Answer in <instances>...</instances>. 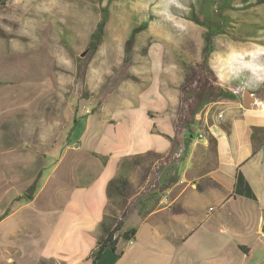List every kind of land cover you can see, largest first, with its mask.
Masks as SVG:
<instances>
[{
    "label": "crops",
    "instance_id": "crops-1",
    "mask_svg": "<svg viewBox=\"0 0 264 264\" xmlns=\"http://www.w3.org/2000/svg\"><path fill=\"white\" fill-rule=\"evenodd\" d=\"M161 71L151 68L142 86L118 88L112 97L106 84L97 87L88 125L68 151L56 148L64 121L53 116L38 167L34 151L21 156L14 131L2 132L0 121V147L9 138L2 148L8 160L0 149V264H19L32 247L38 211L29 206L49 185L43 206L51 221L39 264H264V107L220 98L210 102L215 114L184 119L177 79L166 85ZM179 144L184 150L175 158ZM146 152L172 155L153 173L154 165L131 163ZM117 174L132 188L121 219V232L131 236H119L92 261L107 184Z\"/></svg>",
    "mask_w": 264,
    "mask_h": 264
},
{
    "label": "rangeland",
    "instance_id": "rangeland-1",
    "mask_svg": "<svg viewBox=\"0 0 264 264\" xmlns=\"http://www.w3.org/2000/svg\"><path fill=\"white\" fill-rule=\"evenodd\" d=\"M249 3L250 6L240 8L235 0L234 11L225 10L238 24H233L234 29L227 27V34L213 37L214 51L205 64L202 57L205 27L188 16L194 14L199 21H204L209 18L208 10L195 0H7L0 3L2 132L12 129V135L16 136L12 145L19 144L21 156L32 149L34 167H38L41 138L52 132L53 116H62L64 121L56 148L68 151L88 125L89 113L82 106L91 102L97 87L104 83L106 97L115 96L118 88L142 86L148 80L147 71L153 67L162 69L166 85L170 77H176L179 111L184 119L217 111L218 106L211 105L212 101L207 98L197 100L194 94L199 82L214 90L229 91L237 101L244 90H249L254 97L253 106L264 107V3L258 0H249ZM103 6L107 7L108 20L102 38L93 56L80 61L84 56L79 54L93 44L92 35ZM144 17L150 19L147 28L127 45L131 29ZM245 30H250L248 35ZM146 43L144 55L140 50ZM78 64H81V73L77 72ZM130 73L137 79L127 78ZM10 115L14 119L6 120ZM8 140L3 137L0 147L2 157L7 160L9 152L2 148L9 145ZM23 144L26 148H22ZM54 156L47 159L53 160ZM140 163L150 164V168L154 165L153 173H156L155 162ZM36 172L34 169L33 174ZM47 172L45 168L43 174ZM12 188L11 194L16 193L17 187ZM51 189L52 186H47L29 206L38 211L34 219L39 231L28 240L32 247H26L28 251L19 264H39L42 243L49 229L47 224L51 221V212L43 205L51 196ZM114 200L119 207L120 201Z\"/></svg>",
    "mask_w": 264,
    "mask_h": 264
},
{
    "label": "trees",
    "instance_id": "trees-1",
    "mask_svg": "<svg viewBox=\"0 0 264 264\" xmlns=\"http://www.w3.org/2000/svg\"><path fill=\"white\" fill-rule=\"evenodd\" d=\"M7 0H0V3H5ZM240 8L248 7L250 6L249 0H236ZM196 4H198L200 7L205 8L208 12V19H205L204 21H199L194 14H191L188 16L191 20L195 21L198 24L203 25L204 32L202 33V39H203V46H202V57L204 64L206 63V60L209 58V55L211 52L214 51V45H213V37L217 35H224L227 34V27L232 26L234 29L235 26L233 24H238L237 20L232 19L230 14H225L226 9H230L232 11L234 6L233 3L235 0H219V1H211V0H195ZM256 2V1H255ZM259 3L263 2L264 0H258ZM214 6V7H213ZM214 12L210 14V10H213ZM239 8V9H240ZM240 12V10H238ZM192 13H194L192 11ZM108 20V11L107 7L103 6L101 8V18L96 24L95 27V33L92 35V41L93 44L88 47V51L84 55L83 58L80 59V61H84L91 56H93L96 46L98 42H100L102 38V31L105 23ZM150 22V19L148 17H144L143 21H141L139 24L135 25L128 36L127 39V45L133 42L135 36L147 28L148 23ZM252 28H250L251 30ZM250 30L243 31L246 35L249 34ZM238 38H242L241 35L237 34ZM247 37V36H246ZM245 38V37H244ZM148 43V42H147ZM141 48V53L146 54L147 52V44ZM126 45V47H127ZM127 49V48H126ZM78 71L81 73V64H78ZM127 78H131L136 80V76L132 75L131 73L127 75ZM197 98V100L201 98H207L208 101H215L219 98H232V93H229V91L225 90H214L211 86H207L206 83L199 82L196 88V92L194 94ZM172 155V152L167 154L166 156H162L153 152H146L144 154H138L134 155L131 159L132 164H138L142 161L148 162V163H161L168 161V158ZM131 186L128 183L127 178L121 176L120 174H117L115 177L111 178L108 181L107 184V197L109 199V202L106 206L105 215L102 219V221L98 225V235H97V241L95 248L91 252V258L92 261L96 260L98 258L99 253L107 247H114V244L119 236L124 239H129L131 236V233L129 231L122 233L121 227H122V221L121 219L125 216L127 208L125 207L126 202L132 195ZM115 198H117L121 205L119 207L115 206Z\"/></svg>",
    "mask_w": 264,
    "mask_h": 264
},
{
    "label": "water",
    "instance_id": "water-1",
    "mask_svg": "<svg viewBox=\"0 0 264 264\" xmlns=\"http://www.w3.org/2000/svg\"><path fill=\"white\" fill-rule=\"evenodd\" d=\"M88 51V48H86L84 51H82L79 56L83 57L86 52ZM254 102V97L252 94L249 92V90H244L242 94V105L244 108L248 107L251 103ZM262 233H264V216H263V221L261 224V230Z\"/></svg>",
    "mask_w": 264,
    "mask_h": 264
},
{
    "label": "built area",
    "instance_id": "built-area-1",
    "mask_svg": "<svg viewBox=\"0 0 264 264\" xmlns=\"http://www.w3.org/2000/svg\"><path fill=\"white\" fill-rule=\"evenodd\" d=\"M82 109L85 110L86 112H89V107H88V105H83V106H82ZM218 118L221 119V116H219ZM198 136L201 137L202 135L199 134ZM183 150H184V148L182 147V145L179 144V145H178V148H177V152H176V154H174L173 157H175V158H176V157H179V156L181 155V153H183ZM164 162H165V161H164ZM164 162L158 163L157 165L162 164V163H164ZM150 184H151L150 188H155L153 182H151Z\"/></svg>",
    "mask_w": 264,
    "mask_h": 264
}]
</instances>
